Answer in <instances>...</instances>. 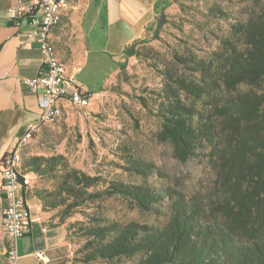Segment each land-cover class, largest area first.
I'll return each instance as SVG.
<instances>
[{"label": "trees", "instance_id": "16d2710c", "mask_svg": "<svg viewBox=\"0 0 264 264\" xmlns=\"http://www.w3.org/2000/svg\"><path fill=\"white\" fill-rule=\"evenodd\" d=\"M175 1L167 0L162 7L155 37ZM241 1H256L258 9L232 25L233 39L223 42L218 56L207 60L176 55L183 71H162L164 86L154 98V113L161 122L159 140L171 144L180 162L207 159L217 174L213 192L186 196L147 182L117 180L91 192L99 176L69 169L60 156L29 159L27 166L38 174L63 166L62 189L73 198L69 210L87 200L111 197H121L145 212L157 211L156 204L163 201L170 203L163 226L103 212L91 215L87 223L70 224L71 235L84 241L75 251V261L140 257L135 264H264V92L257 91L264 85V0ZM124 55L125 60L118 62L123 72L129 58L139 55L138 42ZM127 170L146 179L153 167L133 159ZM44 199L46 205L56 206ZM66 215L59 222H65Z\"/></svg>", "mask_w": 264, "mask_h": 264}, {"label": "rangeland", "instance_id": "374dc122", "mask_svg": "<svg viewBox=\"0 0 264 264\" xmlns=\"http://www.w3.org/2000/svg\"><path fill=\"white\" fill-rule=\"evenodd\" d=\"M256 9V1L176 0L166 11L167 23L158 37L154 36L156 21L155 28L140 41L139 55L129 58L126 71L121 70L100 97L87 108L72 103L71 119L62 114L55 122L40 124L21 149V164L31 175L32 187L43 196V210L52 221L59 222L68 214L65 222L81 225L91 215L103 212L124 221L163 226L169 218L170 203L163 201L156 204L157 211L145 212L121 197H111L101 202L87 200L69 210L73 198L62 189L63 166L54 165L38 174L27 166L35 156H60L69 169L99 176V183L89 188L91 192L103 190L112 180L147 182L160 190L176 189L186 196H206L214 191L217 174L207 159L180 162L174 157L171 144L159 140L161 122L154 113V98L164 86L162 71H183L176 55L207 60L217 57L223 42L232 38V25L246 21ZM93 66L85 71V76L92 74ZM257 91L264 92V85ZM143 102H148V106ZM133 159L153 167L146 179L127 170ZM44 198L56 206L46 205ZM70 238L74 245L72 264H135L140 259L75 261V251L84 241L74 233Z\"/></svg>", "mask_w": 264, "mask_h": 264}, {"label": "crops", "instance_id": "0c3cea01", "mask_svg": "<svg viewBox=\"0 0 264 264\" xmlns=\"http://www.w3.org/2000/svg\"><path fill=\"white\" fill-rule=\"evenodd\" d=\"M13 1L0 0V162L30 126L40 124L43 113L39 95L22 85L24 78L41 71L43 53L40 44L25 35V28H14L8 16ZM166 1L70 0L63 9L62 21L52 29L49 41L91 102L105 92L121 71L118 62L125 60V49L135 42L139 46L155 28ZM92 65V74L85 76ZM59 105L63 116L74 117L70 100L62 99ZM2 183L0 168V210L4 204ZM25 195L32 213L40 219L34 220L18 239L20 257L15 264H72L74 245L69 224L49 218L31 183ZM9 241L0 223V264H7ZM39 252L50 260L39 258Z\"/></svg>", "mask_w": 264, "mask_h": 264}, {"label": "built area", "instance_id": "2783aa9c", "mask_svg": "<svg viewBox=\"0 0 264 264\" xmlns=\"http://www.w3.org/2000/svg\"><path fill=\"white\" fill-rule=\"evenodd\" d=\"M69 3L70 0H14L8 8V16L14 28H25V35L29 40L38 42L43 53L41 71L34 77L22 80L23 86L40 97L43 108L40 123L44 119L53 118L54 101L68 99L80 108H87L91 103L90 96L82 91L77 77L68 72L65 62L59 58L51 41H48V34L62 21L63 9ZM38 127L39 124L30 126L17 145L25 136H32ZM17 145L0 162L4 196L0 223L10 239L7 264L18 261V239L29 230L34 220L40 219L32 213L25 195L31 175L15 171ZM37 256L45 261L50 260L41 252Z\"/></svg>", "mask_w": 264, "mask_h": 264}, {"label": "bare ground", "instance_id": "6f19581e", "mask_svg": "<svg viewBox=\"0 0 264 264\" xmlns=\"http://www.w3.org/2000/svg\"><path fill=\"white\" fill-rule=\"evenodd\" d=\"M49 35L50 34H48V41H49ZM74 104L76 106H78L77 103H74ZM62 114H63V111H62L61 106L59 105V101H54V116H53V118L44 119L40 124L46 123V122H55L56 120L60 119V117H62ZM40 124H39V126H40ZM31 137L32 136H25V138L22 139L21 142L16 147L15 171L21 172L22 175H27V174L21 168V149L24 146V144ZM30 183H31V179H30Z\"/></svg>", "mask_w": 264, "mask_h": 264}]
</instances>
